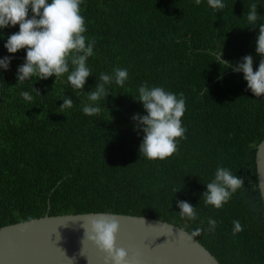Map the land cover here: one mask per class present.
Returning <instances> with one entry per match:
<instances>
[{
    "label": "trees",
    "instance_id": "trees-1",
    "mask_svg": "<svg viewBox=\"0 0 264 264\" xmlns=\"http://www.w3.org/2000/svg\"><path fill=\"white\" fill-rule=\"evenodd\" d=\"M223 2L218 13L207 0L199 5L196 0H83L84 35L95 40L87 61L92 76L83 92L67 82V73L57 81H17L25 59L12 58L9 70L1 69L0 226L47 214L143 215L190 233L203 227L196 238L221 264H264V200L256 165L264 97H254L243 73L216 63L214 55L222 50L224 59L235 63L251 54L254 70L258 67V28L249 27L247 13L255 3L257 24L264 23V0ZM18 30V25L0 29V56L10 55L4 44ZM117 67L128 70L125 85H106L109 95L98 102L102 111L85 115L87 92L101 73ZM143 84L182 93L186 101L181 120L187 138L164 160L139 153L143 132L134 131L131 118L147 114L134 99ZM25 91L32 101L21 96ZM65 96L74 105L61 110ZM218 167L244 178L221 209L202 197ZM178 200L195 207L196 220L181 217ZM209 218L218 222L214 232L207 231ZM234 220L243 226L235 235Z\"/></svg>",
    "mask_w": 264,
    "mask_h": 264
},
{
    "label": "clouds",
    "instance_id": "clouds-1",
    "mask_svg": "<svg viewBox=\"0 0 264 264\" xmlns=\"http://www.w3.org/2000/svg\"><path fill=\"white\" fill-rule=\"evenodd\" d=\"M83 0H0V29L16 27L17 32L8 35L4 48L10 54L0 58V69L9 70L11 55L25 50V60L18 66L16 79L23 82L33 77L47 80L54 77L55 81L67 73V82L75 89L83 92L87 79L92 76L87 61L94 55L95 40H88L85 18L81 15L80 5ZM208 5L218 13L226 5L223 0H207ZM201 0H196L199 5ZM258 6L253 3L247 13L250 28H258L255 41V51L262 57L258 67L254 70V58L245 55L235 63L224 59L221 50L214 53L215 62L227 65L235 73H243L247 88L254 97H264V23H259ZM0 33V36H3ZM71 65V69H70ZM129 78L125 68H114L112 74L101 73L99 83L94 90L87 92L90 103L83 106V113L87 116L98 115L102 109L98 102L106 100L109 90L105 87L115 83L123 87ZM207 89V88H206ZM38 95L39 90L35 89ZM208 91V90H207ZM21 96L32 101L29 92H22ZM142 104L146 115L136 113L132 116L134 131L143 132L139 153L149 160H164L178 151V141L186 139L187 129L182 126V116L186 111V101L183 94L166 91L163 87H149L143 84L138 88V96L134 98ZM71 97L65 96L61 110L72 108ZM244 186V178L234 175L230 169L218 167L215 178L206 184L207 191L202 194L204 202L216 209H221L232 198L237 190ZM179 190H176V192ZM180 215L187 220H196L197 212L189 202L178 200ZM218 222L214 218L208 219V232H214ZM119 222L115 215H101L90 221L92 241L101 252L105 253V264H127L128 253L116 246V236ZM203 227L191 233L196 237L203 232ZM243 231L239 220L233 221V234ZM183 235V233H181Z\"/></svg>",
    "mask_w": 264,
    "mask_h": 264
},
{
    "label": "water",
    "instance_id": "water-1",
    "mask_svg": "<svg viewBox=\"0 0 264 264\" xmlns=\"http://www.w3.org/2000/svg\"><path fill=\"white\" fill-rule=\"evenodd\" d=\"M12 58L25 59V55ZM1 100L0 69V105ZM256 165L264 200V138L258 145ZM101 215L116 216V246L127 251V264H221L183 226L149 216L102 211L47 214L0 226V264H105V253L88 239L90 221ZM85 229L89 230L86 235Z\"/></svg>",
    "mask_w": 264,
    "mask_h": 264
}]
</instances>
